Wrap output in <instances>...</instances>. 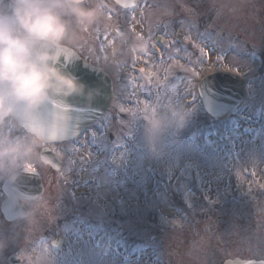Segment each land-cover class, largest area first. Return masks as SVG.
<instances>
[{
  "label": "rangeland",
  "instance_id": "1",
  "mask_svg": "<svg viewBox=\"0 0 264 264\" xmlns=\"http://www.w3.org/2000/svg\"><path fill=\"white\" fill-rule=\"evenodd\" d=\"M151 5V16L196 6V16L179 23L190 47L164 52L148 70L119 83L113 105L82 146L70 142L50 146L66 160L65 166L54 172L38 164L44 193L27 219L9 224L7 235H0L5 248L14 247L24 255L36 249L30 264H156L154 256L178 264L180 250L196 264L200 250L222 253L229 246L234 252L256 254L264 249V238L259 236L264 235V1L165 0L157 10ZM95 19L108 26L114 17L103 13ZM91 24L90 18L87 30ZM98 31L101 39L107 36L100 27ZM113 62L120 66V60ZM220 69L238 72L248 83L246 99L226 115L219 130L215 122L200 118L205 110L196 87L201 77ZM180 73L177 80L172 78ZM140 77L152 86L151 94L142 88L145 82L137 81ZM170 90L193 109L190 121L199 134L189 141L173 134L163 157L150 158L141 114L146 102ZM208 125L216 128L204 134ZM246 194L252 198L241 201ZM114 204L119 211H133L129 222L118 221L122 241L116 233L103 235L102 224L111 221ZM215 204L221 206L218 211L212 208ZM165 206L174 213L165 215ZM250 206L254 211L247 217ZM220 214L215 226L205 227ZM58 234L65 238V247L51 261L49 240ZM141 243L148 247L133 257H120L119 249H134ZM5 248L0 264H6ZM109 249L115 252L101 255Z\"/></svg>",
  "mask_w": 264,
  "mask_h": 264
},
{
  "label": "clouds",
  "instance_id": "2",
  "mask_svg": "<svg viewBox=\"0 0 264 264\" xmlns=\"http://www.w3.org/2000/svg\"><path fill=\"white\" fill-rule=\"evenodd\" d=\"M95 11L82 0H0V179L12 182L21 173V163L36 150L37 140H47L43 135L31 140L13 136L7 131L10 121L31 126L54 101L98 94L60 66L70 38L68 18L87 25ZM149 104L141 114L144 140L150 158L159 159L173 134L187 127L193 109L171 90ZM18 203L28 209L26 198ZM29 215L27 210L22 218ZM5 247L0 240V252Z\"/></svg>",
  "mask_w": 264,
  "mask_h": 264
},
{
  "label": "flooded vegetation",
  "instance_id": "3",
  "mask_svg": "<svg viewBox=\"0 0 264 264\" xmlns=\"http://www.w3.org/2000/svg\"><path fill=\"white\" fill-rule=\"evenodd\" d=\"M129 1H131L130 6L124 8L120 6L115 0H82L85 7L96 9V11L91 14L92 24L88 30L85 25L77 23L74 18H68L70 23V38L65 42V46L74 49L82 58H84L89 63L97 65L106 70V72H108L112 77L114 90L119 87V83L128 80L131 75H137L138 73H142L144 70H148L146 68H148V66L151 65L156 59H161L159 55L165 54L172 48L176 49L178 46L188 49V47H190V43L188 40H185V31L183 30V28L179 27V23L181 19L182 21H187L186 18H192L196 16V14L193 15L184 13L183 10L182 13H178L177 11H171L174 12V14L169 13L168 15L158 14L151 16V12L149 11L150 6L148 5L152 4L153 7H155V9L157 10L158 7H160V5L163 4V1L165 0ZM133 4L134 6H131ZM103 13L111 14L112 17H114L113 21H111L110 25L108 26H103L102 23L98 24L95 19L99 18V16L103 15ZM99 27L102 33L104 35H107L103 39H101L100 37V33L98 31ZM180 28L182 29L181 31L184 42L178 41L176 37L177 30ZM168 30L169 32H167ZM120 33H122L123 35H121ZM193 49L196 50L195 47ZM115 60L121 61L120 66L113 62ZM7 131L12 133V135L14 136H24L30 140L36 139L35 136L28 135L23 132L16 124H12V121L9 122L7 126ZM44 146L53 150L50 147L51 145L44 144L40 140H37L36 150L21 163V172L29 174L28 172H26V169H31L36 176L37 172H39L45 186V180L38 168V164H41V167L43 169H53L49 165H44L39 160V151ZM65 164L66 160H63L62 167H64ZM5 179L6 178L0 179V206L6 199V196L4 195L2 189V184ZM28 179L29 181H26V183H29L25 185L24 188L28 186L32 188L33 184H35L36 182V178H34L32 174H30ZM9 190H12V186L9 187ZM30 193L31 192H27L26 194L29 195ZM38 198H27V204L29 206L30 213L32 211V205L36 202ZM116 205L117 204H114V206L112 207L114 213L111 212L112 219L110 222L112 224L113 230L111 233H116V236L118 237V221L129 222L133 211H119L116 208ZM251 206L249 209L250 212L245 213L247 217L252 214V210L254 211ZM256 209H258V207ZM227 211L230 215L233 213L231 207H229ZM0 214L2 216L0 217V228H2L0 235H3L5 237V235H7L9 231V224L22 219L7 221L2 215L1 211ZM221 217L222 214H220L219 221L221 220ZM87 218L88 220H90L89 217ZM82 220L87 223V220ZM93 225L96 224L93 223ZM213 226L215 225H212L210 227ZM243 236L244 235L242 233L237 238V240H239ZM259 236L261 238H264L262 232ZM64 245L65 242L63 241V246ZM5 249L7 253L3 261L6 264H11L7 258L12 253H17L22 256L23 259L18 264H27L30 259L34 260L37 256L36 249H33L29 255H24L22 253L17 252L14 247H7ZM229 249L230 248L228 246V249L222 253H219L218 251L214 250H200L202 252V255L195 257L194 261L196 262V264H224L227 260L237 259L240 261H256L261 262V264L264 263V249H260V251H257L256 254L241 249L235 252ZM60 252H62V250ZM114 252L115 250H110L109 254L112 255ZM136 252L140 251H134L133 248H130V250L128 248L126 250H120L121 255L126 257H133ZM46 256H51L50 259L51 261H53V250L50 251V256H48V254ZM175 260L177 262V258ZM152 262L156 264H166L165 259H152ZM178 264H193L190 261L187 252H185L184 250H180V253L178 255Z\"/></svg>",
  "mask_w": 264,
  "mask_h": 264
},
{
  "label": "water",
  "instance_id": "4",
  "mask_svg": "<svg viewBox=\"0 0 264 264\" xmlns=\"http://www.w3.org/2000/svg\"><path fill=\"white\" fill-rule=\"evenodd\" d=\"M123 6L130 5L129 0H116ZM191 12H194L193 10ZM65 47V54L61 60V67L74 74L78 79L86 85L87 91H93L98 94L89 98L87 95L84 96H73L70 98L61 99L54 101L52 105L47 109L50 114L58 112H65L69 118H74L73 109H82L84 116L76 124V135L75 136H64L60 139L46 140V143H56L61 141L71 140L81 132L86 131L90 126L101 118L107 111L113 93V84L111 77L108 73L103 71L101 68L91 65L85 62L78 54L71 48ZM72 54V58H68V54ZM246 81L238 73L229 70L214 71L206 75L201 79L198 85V92L202 99L205 110L215 120H220L234 108L239 102L246 98ZM20 125V124H19ZM28 133L39 137L41 134L38 130L31 129L30 126H22ZM110 139H112V133H110ZM40 159L45 164H50L54 169H57L61 163V160L55 156L47 147L40 150ZM30 174L25 172L20 173L8 186L16 188L14 194H9V199L5 200L1 205V211L3 212L7 220H13L18 217H22V213L27 211V207H21V197L33 198L40 195L43 192V184L39 175L32 174L36 178L35 184L32 188L30 186L26 188H20L19 183L21 180H29ZM9 182V181H7ZM25 183V182H22ZM7 184V183H6ZM5 184V185H6ZM28 184V183H27ZM25 184V185H27ZM24 185V186H25ZM31 190V191H30ZM27 192H31L29 195ZM168 213V208H165ZM218 217L208 223V225L216 223ZM58 241H61V237H58ZM9 260L12 263H19L22 258L17 254H11ZM224 264H261L256 261H240V260H228ZM264 264V263H262Z\"/></svg>",
  "mask_w": 264,
  "mask_h": 264
},
{
  "label": "snow or ice",
  "instance_id": "5",
  "mask_svg": "<svg viewBox=\"0 0 264 264\" xmlns=\"http://www.w3.org/2000/svg\"><path fill=\"white\" fill-rule=\"evenodd\" d=\"M68 58H72V54H68ZM156 96L155 99H159ZM150 108L149 103H145L144 111L147 112ZM67 112V110H65ZM65 112H58L55 114H50L47 109L42 113L38 114L37 119L30 126L31 129L38 130L43 136H46L47 140L60 139L64 136H75L76 135V124L84 116V111L82 109H73L74 118H69ZM29 174H35L31 169H26Z\"/></svg>",
  "mask_w": 264,
  "mask_h": 264
},
{
  "label": "trees",
  "instance_id": "6",
  "mask_svg": "<svg viewBox=\"0 0 264 264\" xmlns=\"http://www.w3.org/2000/svg\"><path fill=\"white\" fill-rule=\"evenodd\" d=\"M200 114H201V115H200V116H201L200 118H202V116H203L204 118H207V120H209L210 122H213V121L209 118V116L206 114V112H201ZM196 119H197V117H196ZM196 121H197V120H196ZM199 122H200V120H199ZM188 125H190V128H189V127H186V128L181 132L182 137H184V136H186L188 133H190L189 131H193V130H194L193 128H191V127H193V124H192L191 121L189 122Z\"/></svg>",
  "mask_w": 264,
  "mask_h": 264
}]
</instances>
